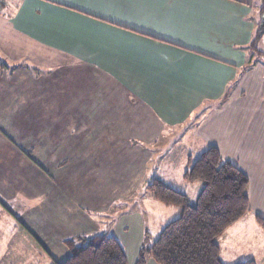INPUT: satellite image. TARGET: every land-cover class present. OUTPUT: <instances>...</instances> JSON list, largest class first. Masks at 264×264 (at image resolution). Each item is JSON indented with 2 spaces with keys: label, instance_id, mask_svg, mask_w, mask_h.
I'll return each mask as SVG.
<instances>
[{
  "label": "crops",
  "instance_id": "1",
  "mask_svg": "<svg viewBox=\"0 0 264 264\" xmlns=\"http://www.w3.org/2000/svg\"><path fill=\"white\" fill-rule=\"evenodd\" d=\"M261 9L262 0H3L0 264L59 263L69 255L65 241L98 235L104 211L83 202L73 207L74 199L94 198L97 204V186L71 194L65 171L59 170L99 155L96 111L87 114L90 126L73 124L68 118L79 117L81 110L76 104L67 114V97L108 94L159 97V103L192 97L187 103L173 99L176 109L168 111L176 124L193 114L201 117L188 131L197 141L192 161L215 147L248 178L250 211L217 240L220 258L224 264H264V235L255 222L264 219ZM50 97H62L61 105L52 108ZM152 201L144 196L143 213L170 210L177 218L176 208ZM113 222L100 234L118 240L127 264H135L145 239L149 245L161 231L147 233L137 214ZM69 228L77 232L68 235ZM145 264L157 263L146 259Z\"/></svg>",
  "mask_w": 264,
  "mask_h": 264
},
{
  "label": "rangeland",
  "instance_id": "2",
  "mask_svg": "<svg viewBox=\"0 0 264 264\" xmlns=\"http://www.w3.org/2000/svg\"><path fill=\"white\" fill-rule=\"evenodd\" d=\"M257 48L264 52V42H259ZM104 87L100 85V88ZM108 96L110 97H67V114L76 104V109L81 110L79 117L68 118L72 119L73 124L81 122L85 125L83 127L90 126L91 119L88 115L96 111L97 123L94 122L93 126L99 128V155L98 160L93 157L95 163L92 160L91 163L80 161V165L66 166V170L60 169L59 173L65 171L68 186L72 187L71 194H77L82 189L87 190L91 184L97 186L99 191V197H95L97 204L96 201L94 203V198H83L74 199L73 206L77 207L79 202H83L89 209L95 210L98 205L97 210L104 211L105 215H101L100 226L95 234L104 232L102 230L108 228L112 220L115 224L125 223L137 214L144 218L146 232L156 236L159 228L162 229L172 221L176 214L168 210L161 215L160 212H154L152 209L147 213V208L143 213L145 187L153 179H162V181L166 179L169 185L187 195L190 204L195 203L201 185L187 184L182 180L181 173L186 166L188 167V159H191V155L198 154L194 146L197 145L195 134L188 135V131L194 125L195 129L200 125L201 117L193 114L192 118L182 123L176 124L171 121L175 120V117L169 116L168 112L176 109V106L171 104L173 99L187 103L192 97H172L164 103H159V97H146L148 100H145L148 103L152 102L159 113L167 116L163 120L157 110L142 97H111V94ZM115 96L122 94L117 93ZM61 98L50 97L51 107L58 108L61 105ZM196 98L198 102H202V97L193 99L196 101ZM195 104L193 103L194 106ZM201 111L202 107L195 113ZM199 142L201 143V140ZM78 153L82 154L83 151ZM88 194L91 192L89 191ZM171 213L174 217H171ZM167 215L170 216L168 220ZM76 232L75 228L66 231L71 236ZM128 232L134 233V228H130Z\"/></svg>",
  "mask_w": 264,
  "mask_h": 264
},
{
  "label": "trees",
  "instance_id": "3",
  "mask_svg": "<svg viewBox=\"0 0 264 264\" xmlns=\"http://www.w3.org/2000/svg\"><path fill=\"white\" fill-rule=\"evenodd\" d=\"M182 179L201 185L194 204L184 192L161 179L146 185L145 194L151 200L176 208L178 216L149 245L145 239L135 264H145L146 259L157 264H224L217 240L250 211L248 178L215 147H209L194 161L188 159ZM255 222L264 235V219L255 217ZM65 245L68 257L55 264H127L122 246L112 235L78 237L65 241ZM237 264L255 263L248 260Z\"/></svg>",
  "mask_w": 264,
  "mask_h": 264
},
{
  "label": "built area",
  "instance_id": "4",
  "mask_svg": "<svg viewBox=\"0 0 264 264\" xmlns=\"http://www.w3.org/2000/svg\"><path fill=\"white\" fill-rule=\"evenodd\" d=\"M2 1H3V0H0V8H1V5H2Z\"/></svg>",
  "mask_w": 264,
  "mask_h": 264
},
{
  "label": "water",
  "instance_id": "5",
  "mask_svg": "<svg viewBox=\"0 0 264 264\" xmlns=\"http://www.w3.org/2000/svg\"><path fill=\"white\" fill-rule=\"evenodd\" d=\"M262 25H263V23H262Z\"/></svg>",
  "mask_w": 264,
  "mask_h": 264
}]
</instances>
